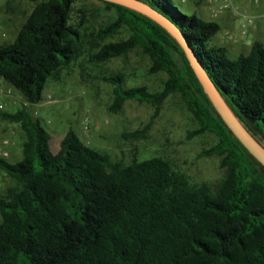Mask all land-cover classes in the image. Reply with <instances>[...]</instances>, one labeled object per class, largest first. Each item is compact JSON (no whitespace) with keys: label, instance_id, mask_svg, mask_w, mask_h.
<instances>
[{"label":"trees","instance_id":"obj_1","mask_svg":"<svg viewBox=\"0 0 264 264\" xmlns=\"http://www.w3.org/2000/svg\"><path fill=\"white\" fill-rule=\"evenodd\" d=\"M28 1L35 6L15 38L0 44V79L35 105L47 81L84 52V41L71 22L76 0ZM142 1L180 29L233 112L264 144V45L254 41L247 54L231 59L224 47L208 45L218 23L185 14L172 0ZM101 2L115 16L93 34L88 61L105 63L138 49L149 60L148 75H165L156 90L127 87L119 74L103 76L113 86L109 111L135 101L150 105L154 119L177 94L195 124L187 139L215 137L199 157H218L222 179L191 184L157 156L111 161L71 128L52 153L49 133L28 107L0 111V120L22 134V158L0 157L13 181L0 193V264H264V168L216 113L170 34L133 10ZM120 31L127 36L107 41ZM148 129L123 137L142 139Z\"/></svg>","mask_w":264,"mask_h":264},{"label":"rangeland","instance_id":"obj_2","mask_svg":"<svg viewBox=\"0 0 264 264\" xmlns=\"http://www.w3.org/2000/svg\"><path fill=\"white\" fill-rule=\"evenodd\" d=\"M197 1L172 0L181 12L219 24L221 30L208 43L209 46H222L227 50L228 57L235 59L240 54H247L254 41L264 45V0L257 3L232 0V6L223 9H220L223 0ZM34 6L35 3L28 0H0V44L13 41ZM213 10L216 11L215 15H211ZM236 11L254 18L245 37L241 36L240 30L243 18ZM114 16V11L106 9L100 0H76L71 22L80 27L84 52L70 65L63 67L56 78L47 81L40 103L29 105L21 93L13 88L16 99L12 103L7 102V110L14 112L28 107L49 133L52 153L59 150L60 141L71 128L84 144L107 154L111 161L129 164L134 158L141 161L154 156L162 157L191 184L217 185L223 176L220 159L214 156L199 157L201 150L214 144L216 139L212 134L187 139V131L194 129L195 124L177 94L165 100L154 119V110L150 105L135 101L126 102L118 113L109 111L113 86L104 82L101 79L103 76L119 74L124 78L125 86L146 85L150 90L159 89L165 79L163 73H146L149 60L138 49L105 63L88 61L93 34ZM126 36L125 31H120L107 41ZM146 125H149V129L144 138L123 137L124 133L142 129ZM9 129L14 133L9 134ZM5 135H9L13 142L6 159L9 162L20 160L22 134L19 126L4 122V126L0 127V138ZM12 184V179L0 169V193Z\"/></svg>","mask_w":264,"mask_h":264},{"label":"water","instance_id":"obj_3","mask_svg":"<svg viewBox=\"0 0 264 264\" xmlns=\"http://www.w3.org/2000/svg\"><path fill=\"white\" fill-rule=\"evenodd\" d=\"M113 3L133 10L162 27L176 41L184 52L188 63L196 76L205 95L216 113L223 120L233 136L241 143L248 153L264 168V144H262L233 112L219 90L216 88L206 70L199 62L192 48L188 45L180 29L167 17L142 0H100Z\"/></svg>","mask_w":264,"mask_h":264},{"label":"built area","instance_id":"obj_4","mask_svg":"<svg viewBox=\"0 0 264 264\" xmlns=\"http://www.w3.org/2000/svg\"><path fill=\"white\" fill-rule=\"evenodd\" d=\"M254 3H257L258 0H251ZM228 6H232V0H223V5L220 6V9L223 8H227ZM212 12H216V11H212ZM238 15H240L243 18V23L241 25V36L245 37L248 33V27L252 25V23L254 22V18L252 17H248L243 13H240L238 11H236ZM16 99V97L13 95V87L12 86H8L2 79H0V111H6L7 110V102L10 101L12 103V101ZM4 122L7 121H3L0 120V127L4 126ZM11 123L8 122V125H10ZM14 133V131L9 129V134ZM12 139L9 135H5L2 138H0V157L2 158H7L9 156V147L12 144Z\"/></svg>","mask_w":264,"mask_h":264},{"label":"crops","instance_id":"obj_5","mask_svg":"<svg viewBox=\"0 0 264 264\" xmlns=\"http://www.w3.org/2000/svg\"><path fill=\"white\" fill-rule=\"evenodd\" d=\"M183 1H185V0H183ZM194 1V0H193ZM197 1V0H196ZM198 2V1H197ZM197 2H195V3H197ZM215 13L216 12H211V15H215Z\"/></svg>","mask_w":264,"mask_h":264}]
</instances>
